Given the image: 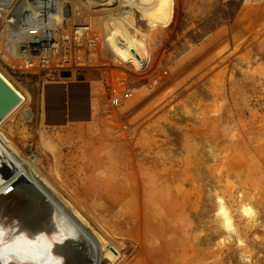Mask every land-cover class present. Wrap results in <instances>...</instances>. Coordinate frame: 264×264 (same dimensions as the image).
<instances>
[{"label":"rangeland","instance_id":"1","mask_svg":"<svg viewBox=\"0 0 264 264\" xmlns=\"http://www.w3.org/2000/svg\"><path fill=\"white\" fill-rule=\"evenodd\" d=\"M249 2L120 0L92 14L133 90L116 112L95 95L99 72L6 68L29 99L5 134L67 188L116 264H264V0ZM78 72L90 92L77 100L44 92ZM219 201L251 215L234 210L226 246Z\"/></svg>","mask_w":264,"mask_h":264},{"label":"bare ground","instance_id":"2","mask_svg":"<svg viewBox=\"0 0 264 264\" xmlns=\"http://www.w3.org/2000/svg\"><path fill=\"white\" fill-rule=\"evenodd\" d=\"M43 1L58 11L42 27L53 31L48 34L50 38H61L60 55L64 54L67 46L63 40L71 38L70 44L87 47L95 36L99 42L95 48L90 45V53L98 51L105 59L104 53L110 50L104 46L101 32L105 23L92 14L110 11L114 2L120 0L25 1L10 18L14 0H0V58L4 62L0 60V80L4 83L0 84V264H116L121 258L118 248L100 229L95 228L84 208L66 193L67 188L43 172L39 157L23 152L4 132V126L28 104L29 99L27 91L19 88L6 68L14 71L13 66L20 65L26 73L38 70L36 58L30 57L31 60L24 65L15 62L22 56L20 52H27L26 44L34 41V37L43 38L41 31L37 34L29 32L41 25H37L35 15L44 9ZM23 8L30 9L34 15V18L23 19L24 24L18 15ZM114 20L116 25H124L118 14ZM84 24L89 26L90 33L73 39V28ZM29 63L33 64L31 69L28 68ZM215 208L217 218L227 232L220 244L226 246L232 237L229 233L237 232L234 210L240 217L251 215L243 203L227 207L219 201ZM168 254L174 256L173 253ZM152 263L156 264L154 255Z\"/></svg>","mask_w":264,"mask_h":264},{"label":"built area","instance_id":"3","mask_svg":"<svg viewBox=\"0 0 264 264\" xmlns=\"http://www.w3.org/2000/svg\"><path fill=\"white\" fill-rule=\"evenodd\" d=\"M28 3H33L36 0H27ZM244 3L247 0H243ZM258 1H253L250 4H255ZM43 8L40 9L41 12H38L37 16L39 27H35L30 30V33L37 34V32L41 31L43 38L34 37V41L26 44L27 52H20L19 55H22L15 63L24 65L26 62H29L32 58H36L37 61V71L26 72L23 70V67L20 65L13 66L16 72L21 75H35L42 72L47 73H60V72H77V71H88V72H99L103 77L104 87H96L95 95L99 92L98 95L101 96L102 99L106 101L108 104L109 110L112 112H116L120 108H123L127 101H130L133 97V90L130 87L129 79L123 75L121 71L117 74L113 73L112 69L116 66L113 63L109 62V60L103 59L100 57L98 51L95 53H90V45L94 48L98 45L99 39L98 37H93V42L87 43V47H83L81 45L70 44V39L63 40L66 42V49L64 54L60 55L59 40L50 38V32L53 31L48 29L47 27H42V25L46 24L48 20L58 13L55 6H49L48 2L43 1ZM19 17L21 18L22 24H24L23 19L25 18H34L30 9L23 8L19 12ZM28 28H25L27 30ZM90 33V28L87 24L81 26H75L73 28L72 36L73 39H80L83 35ZM96 44V46H95ZM26 58V59H23ZM2 61V59L0 58ZM2 63H4L2 61ZM28 67L31 69L33 67L32 63H29ZM27 64L26 66H28ZM25 66V67H26ZM104 76H103V75ZM103 86V85H102ZM112 115V114H111ZM110 115V116H111Z\"/></svg>","mask_w":264,"mask_h":264},{"label":"crops","instance_id":"4","mask_svg":"<svg viewBox=\"0 0 264 264\" xmlns=\"http://www.w3.org/2000/svg\"><path fill=\"white\" fill-rule=\"evenodd\" d=\"M69 75H70V77L72 79L74 78L75 83H78V85H74L73 87H71V85H68V83L66 82L68 80H71L70 77H69L70 79L64 78V79H68V80L63 81V79H61L58 76V74H57L58 78L60 79V82H55V83H53L54 86H51L47 90H44L46 95L49 96V97H52V94H54V95L57 94V96H60L59 94H61V95L63 94L64 97L67 96L71 100H77L78 99V97H77L78 95H76V96L74 95V90L75 89L78 88V89H82L83 92H87V93L90 92L88 85H84V86L82 85L86 80H88L87 76L89 75V73H83V72L79 73L78 72V73L69 74ZM77 78H80L81 80L77 81ZM79 87H81V88H79ZM82 100H83V97H82Z\"/></svg>","mask_w":264,"mask_h":264},{"label":"water","instance_id":"5","mask_svg":"<svg viewBox=\"0 0 264 264\" xmlns=\"http://www.w3.org/2000/svg\"><path fill=\"white\" fill-rule=\"evenodd\" d=\"M0 84H3L4 85V83L0 80ZM4 87V86H3Z\"/></svg>","mask_w":264,"mask_h":264}]
</instances>
